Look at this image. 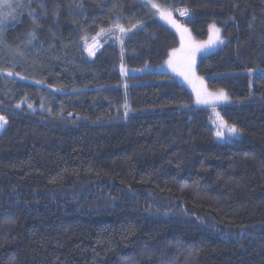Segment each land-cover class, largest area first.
I'll return each instance as SVG.
<instances>
[{
	"label": "trees",
	"instance_id": "trees-1",
	"mask_svg": "<svg viewBox=\"0 0 264 264\" xmlns=\"http://www.w3.org/2000/svg\"><path fill=\"white\" fill-rule=\"evenodd\" d=\"M25 1L0 41V264H264V0H156L197 41L223 31L198 71L230 103L208 108L125 73L180 44L146 5ZM214 110L240 139H217Z\"/></svg>",
	"mask_w": 264,
	"mask_h": 264
},
{
	"label": "rangeland",
	"instance_id": "rangeland-1",
	"mask_svg": "<svg viewBox=\"0 0 264 264\" xmlns=\"http://www.w3.org/2000/svg\"><path fill=\"white\" fill-rule=\"evenodd\" d=\"M137 1L142 3V4H144V5H146L145 0H137ZM10 2L12 4V8L11 9H9L7 7L3 8V9H0V11H3L5 13L4 23H3V30H2V32H0V41L3 39L4 32L9 27L14 25V23H16V21L19 19L20 15L22 14V12L24 11V9L26 7V4H25L26 1L25 0H10ZM153 2L156 5H158L159 10L157 8H152L149 5H146V6L149 8L150 12L153 13L159 19V21L163 23V25H165L166 27H168L169 29H171L173 32H175L178 35L179 43H180L179 47L176 50H174L171 53V57H169L160 66L147 65V66H145L143 68H140V69H129L125 73L127 75H131V76L143 75L145 73H167V74H170L180 84L184 85L187 89H189L193 93L194 98H195V106H197V107L208 108V107H213V106H216V105L229 104L230 103V98L228 99L227 102L215 101V100H212L211 98H209L207 100V102H205V103H198L197 102V92H196V89H195L193 83H190L183 76L179 75L177 72H174L172 67H170L169 64H168V61L170 59H172L174 62H177V63H179L183 59L184 53L180 51L182 46H186V45H189V44L190 45H195V46H200L198 51H196V54H195V73H196V76L203 78L202 76H200L199 71H198L199 64L204 58H206V57H208V56H210V55H212L214 53L219 52L224 47V45L226 43V40L223 37L222 29H221V32H220V36L224 39V43L223 44H220L217 41L216 34L211 28H210V32H209V37H208V39L206 41H197L194 37L193 38L191 37L192 34H191L190 30L188 28H184V29H187V32L184 34V41H183V44H182L181 32L178 31L176 27H174L171 23H169L166 19H164L161 16V14H160L161 11H169V9L167 7H164L161 4H159L156 0H153ZM181 11H183V10L177 11V14L179 15V17H182L183 20H187L189 18V15L188 16H181L180 15ZM9 12H11V15H7V13H9ZM172 17H173V19L175 21H177L175 19L174 15H173V13H172ZM177 23L180 25L179 21H177ZM189 36H190V38H189ZM103 37L98 39V40H96V41H94L91 45L87 46L86 52H87L88 56L90 57V59H94L95 56L101 51V49H102V45L101 44H102ZM185 38H187V39H185ZM89 48H91L95 52V55H89V51H88ZM249 75L251 77H253V78L254 77H261L260 73L256 72V71L249 72ZM203 81H204V84H205V79L204 78H203ZM29 105H31V107H29ZM23 106L27 107L28 111H30V112L38 111L36 108H34L32 106V104H30L28 102L25 103V105H23ZM221 119L223 121H225L222 118V116L217 111L214 110L213 114H212V124H213V126L215 128V131L217 132L218 130H221V131H224V133H225L224 137H218L216 135V137H217V139L219 141L224 142V143L232 142V141H234L236 139H240L242 137V134L239 132V130H238L237 134L233 135V134L228 133L226 128H220L219 125H220Z\"/></svg>",
	"mask_w": 264,
	"mask_h": 264
},
{
	"label": "snow or ice",
	"instance_id": "snow-or-ice-1",
	"mask_svg": "<svg viewBox=\"0 0 264 264\" xmlns=\"http://www.w3.org/2000/svg\"><path fill=\"white\" fill-rule=\"evenodd\" d=\"M146 5L151 6L152 8H157L159 10L158 5H156L153 0H145ZM12 8V4L10 0H0V9L3 8ZM43 7V5H41ZM161 16L166 19L169 23H171L174 27L177 28L178 31L181 32V40L182 44L184 41V34L187 32V29L182 28L177 21H175L172 17V12L170 11H161L160 12ZM7 15H11V12L7 13ZM181 16H188L189 11L187 9H184L183 11L180 12ZM4 17L5 13L3 11H0V32L3 30V23H4ZM115 27L121 32V33H126L128 30L125 29L123 26L117 24ZM135 27V25H133ZM210 28L215 32L216 34V39L220 44L224 43V39L220 36L221 29L218 28L215 23L210 25ZM104 29H101V32H104ZM110 31V30H109ZM30 35L35 36V32L33 31ZM200 46H195V45H186L182 46L181 52L184 53L183 59L177 63L174 62L172 59L168 61V64L170 67H172L174 72H177L179 75L183 76L186 80H188L190 83H193L196 92H197V102L198 103H205L209 98L215 101H220V102H227L229 97L225 93L224 90H218L216 92H211L207 89V87L204 84L203 78L196 76L195 73V54L196 51H198ZM89 55H95V52L89 48ZM4 70L0 69V73H2ZM250 72L256 71L259 72L261 77L264 78V69H250ZM9 75L11 73L9 72ZM18 75V74H17ZM19 107V105H17ZM31 107V105H29ZM125 116H127V112H125ZM7 124V119L3 116H0V129L4 128V126ZM220 128H226L227 132L230 134H237L238 129L235 127V125L228 126L225 121L221 119ZM216 135L218 137H224L225 133L224 131L218 130L216 132Z\"/></svg>",
	"mask_w": 264,
	"mask_h": 264
},
{
	"label": "water",
	"instance_id": "water-1",
	"mask_svg": "<svg viewBox=\"0 0 264 264\" xmlns=\"http://www.w3.org/2000/svg\"><path fill=\"white\" fill-rule=\"evenodd\" d=\"M8 128V122L7 124L4 126V128L0 129V136L7 130Z\"/></svg>",
	"mask_w": 264,
	"mask_h": 264
}]
</instances>
